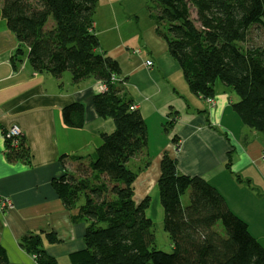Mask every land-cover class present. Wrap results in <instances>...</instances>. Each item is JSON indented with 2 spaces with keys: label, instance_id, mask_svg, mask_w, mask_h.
I'll use <instances>...</instances> for the list:
<instances>
[{
  "label": "trees",
  "instance_id": "trees-1",
  "mask_svg": "<svg viewBox=\"0 0 264 264\" xmlns=\"http://www.w3.org/2000/svg\"><path fill=\"white\" fill-rule=\"evenodd\" d=\"M96 5L97 0H3L0 9L17 41L14 67L26 58L34 72L60 77L68 71L74 83L94 78L105 86L92 106L98 116L112 119L114 130L101 134L86 156L64 154L63 173L51 180L64 206L76 210L73 221L86 225L83 247L69 253V264H264V245L221 194L205 179L179 173L167 153L157 187L171 249L156 248L145 212L149 198L133 200V182L150 162L147 131L141 112L118 84L117 63L98 50ZM147 8L189 89L210 98L218 81L238 96L231 105L242 123L264 135V0H151ZM61 114L68 126L83 125L82 103L64 106ZM16 139L17 146L6 140L7 159L28 162L25 140ZM173 142L178 144L176 136ZM231 165L229 152L225 167ZM44 240L60 241L55 232H30L19 243L37 264H61L45 251ZM0 264H9L1 244Z\"/></svg>",
  "mask_w": 264,
  "mask_h": 264
},
{
  "label": "crops",
  "instance_id": "crops-1",
  "mask_svg": "<svg viewBox=\"0 0 264 264\" xmlns=\"http://www.w3.org/2000/svg\"><path fill=\"white\" fill-rule=\"evenodd\" d=\"M149 4V0H97L93 18L98 50L117 63L118 84L124 85L141 112L147 131L145 154L150 162L134 181L135 197H144L154 187L167 153L176 159L179 173L211 184L264 245V138L242 123L231 105L236 94L219 82L210 98L189 89L182 68L156 33ZM16 47L0 14V193L13 202L12 208L0 212V244L9 264H37L20 238L30 232H55L60 241L44 240L45 251L69 264V253L83 247L86 225L73 221L76 210L64 206L51 180L63 173L64 154L88 155L101 134L114 130V123L93 109L92 98L101 88L97 79L74 83L68 71L60 77L37 73L26 58L14 67L11 56ZM147 60H152L150 66ZM75 101L84 106L80 128L65 124L61 114ZM173 117V128L166 132L164 126ZM13 126L28 146V162L7 159L5 133ZM229 152L231 169L225 167Z\"/></svg>",
  "mask_w": 264,
  "mask_h": 264
},
{
  "label": "rangeland",
  "instance_id": "rangeland-1",
  "mask_svg": "<svg viewBox=\"0 0 264 264\" xmlns=\"http://www.w3.org/2000/svg\"><path fill=\"white\" fill-rule=\"evenodd\" d=\"M149 3L151 4V0H149ZM191 14H192V17L196 18V12L194 11V9H192ZM255 36H257V35L255 34ZM255 36H254L255 42H257V43L262 42L261 37H255ZM263 36H264V33H263ZM139 51H140V49H138V52ZM237 99H238V96H237ZM255 132H257V134H260L264 138V135L261 132H259V131H255ZM6 140H7V138H6ZM159 176H160V172H159V175L157 176V181H158ZM157 181H156V184L154 185V187L151 190L149 189L148 193L142 198H137V196L135 197V188L133 185V200L137 204H139V203L143 202L145 199L149 198V203H148L147 208L145 209V212H146L147 216L153 222L152 228H153L154 233H155L154 237H155L156 248L164 250V251H168L171 249L170 248V239H169V236H168L167 232L165 231V229L163 227V223H162L163 222V208H162L160 198H159ZM133 184H134V182H133Z\"/></svg>",
  "mask_w": 264,
  "mask_h": 264
},
{
  "label": "built area",
  "instance_id": "built-area-1",
  "mask_svg": "<svg viewBox=\"0 0 264 264\" xmlns=\"http://www.w3.org/2000/svg\"><path fill=\"white\" fill-rule=\"evenodd\" d=\"M152 64V62L150 60H147L146 61V65L150 66ZM111 80L114 81V80H117L115 76H112L111 77ZM104 88V85H101V89ZM135 107V106H133ZM20 130L17 126H13L12 128H10L6 133H5V138L9 139L11 137H14V138H17L20 136ZM13 207V202L12 200L3 195V196H0V212H3L7 209H10Z\"/></svg>",
  "mask_w": 264,
  "mask_h": 264
},
{
  "label": "bare ground",
  "instance_id": "bare-ground-1",
  "mask_svg": "<svg viewBox=\"0 0 264 264\" xmlns=\"http://www.w3.org/2000/svg\"><path fill=\"white\" fill-rule=\"evenodd\" d=\"M151 62H152V60H150ZM30 65V64H29ZM9 140H10V142L12 143V144H15V146H17V139L16 138H14V137H11V138H9ZM0 196H3V194H1L0 193Z\"/></svg>",
  "mask_w": 264,
  "mask_h": 264
},
{
  "label": "clouds",
  "instance_id": "clouds-1",
  "mask_svg": "<svg viewBox=\"0 0 264 264\" xmlns=\"http://www.w3.org/2000/svg\"><path fill=\"white\" fill-rule=\"evenodd\" d=\"M111 77H112V76H111ZM116 79H117V77H116ZM110 80H111V78H110ZM111 81H112V80H111ZM115 81H116V80H114V82H115ZM100 85H104V84L101 83ZM104 87H105V86H104ZM99 90H101V88H100ZM133 106H134V105H133Z\"/></svg>",
  "mask_w": 264,
  "mask_h": 264
}]
</instances>
